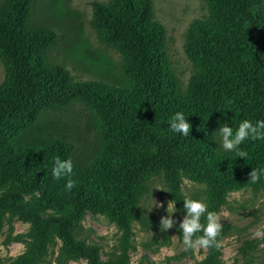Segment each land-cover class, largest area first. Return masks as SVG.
<instances>
[{
  "label": "trees",
  "instance_id": "obj_1",
  "mask_svg": "<svg viewBox=\"0 0 264 264\" xmlns=\"http://www.w3.org/2000/svg\"><path fill=\"white\" fill-rule=\"evenodd\" d=\"M34 1L5 0L0 6V59L6 69L0 87V217L11 212L30 223L39 248L56 236L65 253L87 264H125L122 257L101 262L97 248L74 238L68 217L44 215L42 208L51 200L76 212L101 202L125 226L135 208L127 204L132 187L161 169L171 175L180 170L190 177L204 175L211 193L221 197L231 182L250 181L253 169L264 168V141H246L241 148L248 155L238 158L215 152L212 137L225 119L234 129L243 119H264V0H203L209 17L190 27L186 41V53L197 67L186 93L179 89L166 29L154 20L152 0L92 3L91 26L98 39L124 59L123 85L74 83L68 70L49 66L46 54L58 34L31 26ZM75 102L93 113L102 143L100 155L88 166L75 163L74 145L67 140L26 138L44 112ZM176 111L189 118L188 137L168 131ZM57 156L73 160L76 185L71 191L64 189L67 177L52 178ZM7 184L11 187L5 191ZM252 184L264 191V178ZM41 186L49 194L47 202L24 203V194ZM221 230L225 234L230 227ZM262 241L259 264H264V235ZM244 243L241 252L249 257L251 243ZM209 250L205 264H218L215 248ZM28 257L34 254L16 264H26Z\"/></svg>",
  "mask_w": 264,
  "mask_h": 264
},
{
  "label": "rangeland",
  "instance_id": "obj_2",
  "mask_svg": "<svg viewBox=\"0 0 264 264\" xmlns=\"http://www.w3.org/2000/svg\"><path fill=\"white\" fill-rule=\"evenodd\" d=\"M94 1L106 4L110 0H35L30 24L33 28L48 27L57 31L46 61L49 66L59 65L68 70L74 83L123 85L126 83L122 73L123 57L100 42L91 26ZM152 1L154 20L166 29L167 53L179 89L186 93L197 71L186 53L187 36L196 21L209 17L208 5L203 0ZM4 3L5 0H0V6ZM5 80L6 69L0 59V87ZM218 128L219 123L216 130ZM26 138L37 143L67 140L74 145L75 163L83 166L90 165L102 150L97 120L83 102L44 112ZM215 147L217 150L219 145L215 143ZM10 187L7 184L5 191ZM154 187L158 189L152 190ZM48 195L41 186L24 194L23 201L46 203ZM185 196L203 201L208 210L219 214L222 228L230 227L227 233L221 230L218 236L222 242L220 249L215 248L218 264H259L262 261L264 191L255 190L247 180L231 182L219 197L211 193L210 180L204 175L190 177L182 170L178 175H171L167 169H161L147 182L132 187L127 204L134 203L135 208L126 218L125 226L113 220L110 210L101 202L74 212L64 202L57 204L48 200V208H42V213L68 217L74 238L86 247L97 248L101 262L122 257L125 264H205L209 248L185 252L179 238L177 228L184 216L182 200ZM173 200L177 209L173 215L176 227L161 232L160 220L167 215V205ZM154 202L162 206L152 208ZM31 227L11 212L0 217V264H16L21 257L33 254L26 264H87L83 258L65 253L62 241L56 236H51L48 243L39 248L30 236ZM256 231L261 235L254 236ZM245 241L251 243L250 258L241 252Z\"/></svg>",
  "mask_w": 264,
  "mask_h": 264
},
{
  "label": "clouds",
  "instance_id": "obj_3",
  "mask_svg": "<svg viewBox=\"0 0 264 264\" xmlns=\"http://www.w3.org/2000/svg\"><path fill=\"white\" fill-rule=\"evenodd\" d=\"M190 130L191 124L189 123V118H186L183 111H176L171 115L168 121V131L170 133L188 137ZM212 137L215 143L219 145L215 152L230 154L238 158H246L248 153L241 148V145L248 140L264 141V119L255 121L243 119L235 129L225 119L224 122L219 124V128L213 133ZM51 175L55 180L67 177L64 185L65 191H71L76 185V181L72 179L74 175V164L71 158L61 159L58 156L55 157L54 164L51 168ZM261 178H264V168L253 169L251 171V182L256 183ZM153 189L158 188L154 187ZM163 191L168 192L167 190ZM182 201L184 216L179 222L177 231L180 233L179 238L184 251L195 253L198 249H220L222 242L218 240V236L220 235L222 224L219 214L215 211L208 210L207 204L199 199H192L185 196ZM175 205L174 200L168 203L166 209L167 215L160 220L161 232L176 227V221L173 219V215L177 211ZM154 206L161 207L162 205H156L154 202L152 208ZM253 235L260 236L261 233L256 231Z\"/></svg>",
  "mask_w": 264,
  "mask_h": 264
}]
</instances>
